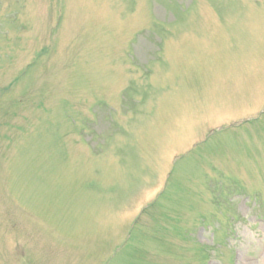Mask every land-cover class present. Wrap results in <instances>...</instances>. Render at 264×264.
Listing matches in <instances>:
<instances>
[{"label":"rangeland","instance_id":"1","mask_svg":"<svg viewBox=\"0 0 264 264\" xmlns=\"http://www.w3.org/2000/svg\"><path fill=\"white\" fill-rule=\"evenodd\" d=\"M263 110L264 0H0V264H264Z\"/></svg>","mask_w":264,"mask_h":264}]
</instances>
